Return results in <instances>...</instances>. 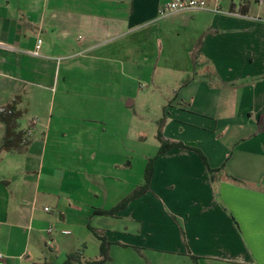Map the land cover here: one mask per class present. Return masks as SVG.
Returning a JSON list of instances; mask_svg holds the SVG:
<instances>
[{
	"label": "crops",
	"instance_id": "crops-1",
	"mask_svg": "<svg viewBox=\"0 0 264 264\" xmlns=\"http://www.w3.org/2000/svg\"><path fill=\"white\" fill-rule=\"evenodd\" d=\"M168 1L0 0V80L33 129L22 151L0 152V264H47L40 244L51 227L62 264L71 253L98 259L91 226L111 242L104 264H264V0H209L224 12L162 19ZM75 50L87 64L118 67L125 84L128 67L190 75L163 136L191 148L157 152L149 190L114 216L95 211L145 182L142 174L128 189L121 176L132 165L121 155L126 104L103 115L58 109L53 128L54 99L43 91L55 90Z\"/></svg>",
	"mask_w": 264,
	"mask_h": 264
},
{
	"label": "rangeland",
	"instance_id": "rangeland-1",
	"mask_svg": "<svg viewBox=\"0 0 264 264\" xmlns=\"http://www.w3.org/2000/svg\"><path fill=\"white\" fill-rule=\"evenodd\" d=\"M86 53L75 50L64 55L58 72L59 82L54 86L55 90H43L48 100L54 99L53 128L57 125L58 109L65 108L69 111L76 110L82 113H91V115H103L108 109L119 107L117 103L121 98L122 102L126 104L128 114L133 119L131 121L129 116L128 139L122 141L121 146L122 158L127 154L132 165L126 164L121 169V176L123 179L126 178L128 189L134 188L137 186V182L142 179V174L145 177V169L149 161L159 152L157 150L161 143L158 139V132L159 130L163 132L168 117L166 109L171 103L173 93L182 88L190 75L184 76L156 66L139 69L128 67L125 84L124 76L120 75L118 67L108 68L104 65L87 64L88 55L86 56ZM6 81L7 78L2 76L0 80V112L5 111L7 105L14 101H12L14 90H9ZM22 88V86L19 87L21 92ZM16 97L19 98L18 95ZM18 98L15 100L16 102H18ZM63 98L67 99L66 102ZM17 104L19 108H23L22 103ZM107 118L110 119V117ZM30 119V115L25 112L20 118L21 127L28 126ZM104 119L106 120V117ZM32 123L36 124V121H32ZM29 131L32 133L33 129L28 130V140L31 138ZM1 136L4 139L5 125L0 120V140ZM88 165L91 167L87 163V168ZM76 168L80 169V173L82 172L80 164H75V170H77ZM84 174L86 175V172ZM51 228L52 236L49 237L44 233L40 245L46 253L47 264H62L60 252L62 249L60 244L56 243V229ZM65 234V237L68 238L73 236L67 232Z\"/></svg>",
	"mask_w": 264,
	"mask_h": 264
},
{
	"label": "trees",
	"instance_id": "trees-1",
	"mask_svg": "<svg viewBox=\"0 0 264 264\" xmlns=\"http://www.w3.org/2000/svg\"><path fill=\"white\" fill-rule=\"evenodd\" d=\"M23 111L18 108L17 102L13 101L7 105L5 111L0 112V120L5 125V136L3 143L0 146V152H17L22 151L28 143V131L21 127L20 118ZM158 139L161 143L158 154H162L174 147L191 148L181 142H169L164 136L163 132L159 130ZM153 160L151 159L145 169V182L142 186L136 188L134 192L124 198L119 204L111 209L96 210V214L114 216L120 210L125 209L131 200L145 194L149 188L153 173ZM93 233L101 240V257L94 260H84L79 253H71L68 255L65 264H72L79 261L81 264H104L111 260L109 256V246L111 242L108 237L95 229L90 227Z\"/></svg>",
	"mask_w": 264,
	"mask_h": 264
},
{
	"label": "built area",
	"instance_id": "built-area-1",
	"mask_svg": "<svg viewBox=\"0 0 264 264\" xmlns=\"http://www.w3.org/2000/svg\"><path fill=\"white\" fill-rule=\"evenodd\" d=\"M263 1V0H260ZM196 10H213L215 12H224L220 9V7H211L209 5V0H170L159 9V17L164 19L179 12H189ZM226 13L232 15H243L241 11H227ZM1 48H7L3 43L0 42ZM41 48H42V39H38L33 51L31 54L34 56H41ZM46 211H50L49 207H45ZM51 232V230H49ZM4 258L3 254L0 253V261Z\"/></svg>",
	"mask_w": 264,
	"mask_h": 264
}]
</instances>
